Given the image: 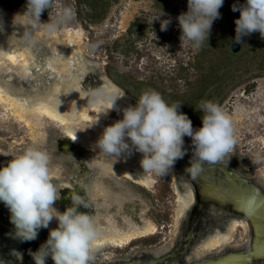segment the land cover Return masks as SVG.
Returning a JSON list of instances; mask_svg holds the SVG:
<instances>
[{"label": "water", "instance_id": "obj_1", "mask_svg": "<svg viewBox=\"0 0 264 264\" xmlns=\"http://www.w3.org/2000/svg\"><path fill=\"white\" fill-rule=\"evenodd\" d=\"M0 21V169L33 147L49 153L54 183L74 187L83 181L90 201L87 213L95 216L100 230L90 264L136 256L155 258L146 264H264L262 183L220 163L205 165L196 180L187 174L179 185L178 175L184 173L180 162L190 167L193 153L188 136L183 162L178 159L164 176L145 174L143 154L135 150L117 160L100 153L95 145L104 129L123 119V109L136 106L138 97L87 56L61 55L1 4ZM230 48L238 52L241 43L232 41ZM99 89L110 95L123 91L125 96L105 113L111 104H93L89 97ZM64 193L65 188L53 205L61 213ZM0 223L15 233L3 201ZM57 227L53 219L30 242L42 246ZM185 230L191 249L181 259L190 263L174 259ZM24 248L39 250L32 244ZM3 255L10 264H20L9 251ZM137 263L132 258L115 264ZM46 264H54L51 256Z\"/></svg>", "mask_w": 264, "mask_h": 264}, {"label": "rangeland", "instance_id": "obj_2", "mask_svg": "<svg viewBox=\"0 0 264 264\" xmlns=\"http://www.w3.org/2000/svg\"><path fill=\"white\" fill-rule=\"evenodd\" d=\"M245 3L224 0L198 49L191 42L181 46L177 17L188 11V0H53L41 22H59L64 9L71 19L52 32L33 29L61 55L87 56L136 97L155 90L169 105L181 104L179 112L193 126H203L202 102L218 104L233 121L237 141L222 163L264 185V38L254 32L242 38L238 52L230 48L240 17L232 8ZM0 4L31 26L27 0ZM162 11L161 19L171 18L167 31L160 20L151 23Z\"/></svg>", "mask_w": 264, "mask_h": 264}, {"label": "clouds", "instance_id": "obj_3", "mask_svg": "<svg viewBox=\"0 0 264 264\" xmlns=\"http://www.w3.org/2000/svg\"><path fill=\"white\" fill-rule=\"evenodd\" d=\"M223 3L224 0H188V11L177 17L182 30L181 46L186 42H191L194 49L203 45L209 38L213 22L220 18L219 9ZM52 5L53 0H27L26 11L30 14L32 28L43 26L52 32L59 23L71 19V10L64 9L59 22L42 23V13ZM232 10L240 12L235 21L236 43H242L244 36L254 32L264 38V0H246L243 5L234 4ZM164 15L162 11L151 21L160 20L161 31H167L171 23V18L161 19ZM0 30H3L2 21ZM25 38H28L27 33ZM124 96L123 91L110 95L102 89L89 93L93 104H111L105 113ZM180 106L177 103L169 105L155 90L144 91L136 106L123 109V119L104 129L95 147L116 160L122 155H131L133 150L140 152L144 173L164 176L186 155L184 137L188 136L192 139L193 153L190 167L185 171L196 180L204 172L205 165L222 163L233 150L237 142L234 125L218 104L205 101L200 106L204 113L203 126L194 130L191 119L179 112ZM62 189L63 185L53 182L49 153L39 148H27L0 169V201L11 212L15 237L34 240L40 229L48 228L53 219L58 221V227L50 231L46 243L38 251L30 252L35 264H46L49 256L54 264H90L100 230L94 215L79 211L81 206L90 208L87 194L81 196L74 191L72 206L61 213L53 205L61 198ZM11 254L22 264V253L13 250Z\"/></svg>", "mask_w": 264, "mask_h": 264}, {"label": "flooded vegetation", "instance_id": "obj_4", "mask_svg": "<svg viewBox=\"0 0 264 264\" xmlns=\"http://www.w3.org/2000/svg\"><path fill=\"white\" fill-rule=\"evenodd\" d=\"M256 82V81H255ZM257 87V86H256ZM243 93H244V95H246V94H248V91L245 89V90H243ZM70 141V140H69ZM183 159H180L179 161H182ZM183 162V161H182ZM179 167H180V169L186 174H184V173H180L179 175H178V183H179V185H181L182 186V184H183V182H185L186 181V178L187 177H185V176H187V173H186V168H185V165L183 164V163H181L180 162V165H179ZM185 179H184V178ZM136 184V183H135ZM73 185H74V187L73 186H69V185H67V186H65L64 188H65V193H64V198H63V202H62V208L64 209V211L68 208V207H71L72 206V200H71V195H72V193L75 191L76 193H78L79 195H81V196H85V193H86V186H85V184L83 183V181L82 180H80V181H78L77 183H73ZM137 185H139V186H142V185H140V184H137ZM142 187H144V186H142ZM144 188H146V187H144ZM180 189H181V191H184L185 189L184 188H182V187H180ZM87 198V201H88V196L86 197ZM88 202H90V201H88ZM79 211H81V212H91V209L90 208H84V207H80L79 208ZM193 215V214H192ZM227 225V224H226ZM226 225H225V227H226ZM214 232V231H213ZM186 233V230H185V232H183L182 233V237H181V239H179V243H178V247H175V249H176V254L177 255H175V258L174 259H177V258H179V259H177V260H180V261H182V263H185V262H189L190 263V261H186V260H184V259H181V256L185 253V252H187L188 253V250L190 251V249H191V245H190V243H188V241H186V237H185V234ZM210 233H212V231H207L204 235H206V234H210ZM203 235V236H204ZM199 241H201V238H199V240H197V242H195V244L196 243H198ZM35 245V247H37V248H39L40 249V247H41V245L40 244H35V243H32V242H30V241H24V240H21V239H19V238H17V237H15V233L14 232H11V231H8L7 229H6V227H4V226H2L1 225V223H0V261H3L4 262V264H10V261L9 260H7V258H5V256L3 255L6 251H9V254H10V256H11V258H13V259H16L15 258V256H13L11 253H12V251L13 250H16V251H18V252H20V253H23L24 252V259H23V261H22V264H28V260L26 259L27 257L28 258H32L33 259V257H32V255L30 254V252L28 251V250H26L25 248H24V246L25 245ZM28 248V247H27ZM36 249V248H35ZM35 249H33V250H35ZM174 249V250H175ZM162 256V255H161ZM132 258H135L136 259V261H138V263L137 264H146V263H150V260H152V259H155V258H153V257H150V258H148V259H146L145 257H141V256H136V257H131L130 259H132ZM157 258V257H156ZM130 259H125V260H109V261H102L101 263L102 264H115V263H123V261H128V260H130ZM17 260V259H16ZM34 260V259H33ZM194 260V259H193ZM192 260V261H193ZM17 261H19V260H17ZM171 261H173V260H171ZM19 263L21 264V261H19ZM34 263H35V260H34ZM169 263H171V262H169ZM156 264H162V263H156Z\"/></svg>", "mask_w": 264, "mask_h": 264}, {"label": "bare ground", "instance_id": "obj_5", "mask_svg": "<svg viewBox=\"0 0 264 264\" xmlns=\"http://www.w3.org/2000/svg\"><path fill=\"white\" fill-rule=\"evenodd\" d=\"M69 39H70V41H73V37H72V35H70L69 36ZM263 120H264V117H263ZM261 139V138H260ZM256 140H258V139H256ZM254 141V140H253ZM263 143H264V138H263ZM264 171V170H263Z\"/></svg>", "mask_w": 264, "mask_h": 264}]
</instances>
